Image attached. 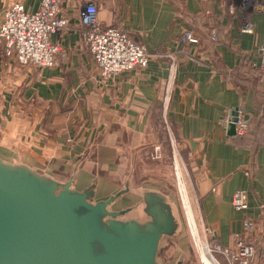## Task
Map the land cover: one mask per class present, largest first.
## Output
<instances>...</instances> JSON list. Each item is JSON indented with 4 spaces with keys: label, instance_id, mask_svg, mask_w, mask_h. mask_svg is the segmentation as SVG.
I'll return each mask as SVG.
<instances>
[{
    "label": "crops",
    "instance_id": "obj_1",
    "mask_svg": "<svg viewBox=\"0 0 264 264\" xmlns=\"http://www.w3.org/2000/svg\"><path fill=\"white\" fill-rule=\"evenodd\" d=\"M13 1L29 12L40 5V0H0V24ZM89 3L98 8L103 26H119L146 44V68L101 81L80 18ZM62 7L70 25L52 37L64 48L55 67L38 70L0 57V108L7 115L1 135H12L14 141L11 152L0 148V157L37 169L58 160L63 175L71 159L94 142L97 155L77 176L84 188L95 173L113 171L123 135H134L160 145L165 158H183L192 200L216 243L232 246L245 218L257 221L264 235V73L253 67L259 61L264 15L252 16L250 33L216 0H63ZM186 31L200 43H184ZM166 81L167 102L162 104ZM234 108L250 123L244 137L228 135ZM159 127L173 136L176 154L167 151ZM58 165L45 169L55 172ZM238 190L247 191L246 211L232 206Z\"/></svg>",
    "mask_w": 264,
    "mask_h": 264
},
{
    "label": "water",
    "instance_id": "obj_2",
    "mask_svg": "<svg viewBox=\"0 0 264 264\" xmlns=\"http://www.w3.org/2000/svg\"><path fill=\"white\" fill-rule=\"evenodd\" d=\"M166 90L167 81L162 104ZM238 114V108L229 113V136L236 135ZM6 118L0 108V124ZM3 130L0 126V148L11 152L12 135H1ZM97 151L98 145L90 143L71 159V169L63 175L58 160L37 169L0 157V264L187 262L186 245L179 239L182 221L175 208L179 199L184 203L180 183L171 171L175 161L165 158L160 145L123 135L113 171L95 173L80 188L77 176ZM151 161L169 177L151 175ZM53 165L59 166L55 172L45 169ZM165 243L175 257L162 254Z\"/></svg>",
    "mask_w": 264,
    "mask_h": 264
},
{
    "label": "built area",
    "instance_id": "obj_3",
    "mask_svg": "<svg viewBox=\"0 0 264 264\" xmlns=\"http://www.w3.org/2000/svg\"><path fill=\"white\" fill-rule=\"evenodd\" d=\"M216 1L232 18L240 19L245 32L252 33L254 30L252 16L264 15V0ZM62 3L63 0H40L35 12L27 11L24 4L18 1L5 6L0 24V57L38 70L55 67L64 48L59 42L53 41L52 37L64 33L70 25L63 13ZM97 13L96 5L89 3L81 11L80 18L84 42L100 71L101 81L109 83L123 73L146 68L150 62L146 44L119 26H103L98 21ZM205 14L208 17L212 12L206 11ZM210 29L211 40L216 42V29L213 26ZM182 41L200 43L193 31H186ZM258 58L259 61L253 67L264 73V30ZM168 85L169 83L164 104L167 102ZM249 129V121L239 112L234 137L246 136ZM232 206L236 211L248 210L247 191H236ZM259 235V223L252 218H245L242 232L234 236L232 246L224 247L219 244L214 247L213 252L222 255L226 264H264V240L261 241ZM214 260L217 264H223L215 258Z\"/></svg>",
    "mask_w": 264,
    "mask_h": 264
},
{
    "label": "rangeland",
    "instance_id": "obj_4",
    "mask_svg": "<svg viewBox=\"0 0 264 264\" xmlns=\"http://www.w3.org/2000/svg\"><path fill=\"white\" fill-rule=\"evenodd\" d=\"M160 134L162 136L164 144L167 146V151L171 154H173V152L174 154H176L174 145L172 144V140H170V138L173 136L165 135L162 128L160 129ZM176 145L177 143H175V146ZM167 162H171V160H167ZM175 164L176 168L172 167L171 171L175 179L177 176L178 182L180 183L182 197L184 199V203L181 201V199H179V202L175 204V208L182 221V238L179 239H182L181 242L186 245L184 251L187 256V262L185 264H205L203 262L201 254L202 250L207 251V254L210 255V257H214L220 263L226 264V259L222 255L215 254L213 252L214 247L216 245H219V243H216L215 237H213V235H211V233L206 229L204 221L199 216L198 204L193 202L190 194L191 191L189 188L188 180L190 173L184 165L183 158L180 155L175 160ZM148 166L151 168V175L166 178L169 177V172H162L160 169L157 171V167H155L154 161H151ZM191 178H193V176H191ZM263 237V234L259 235L260 240H262ZM167 245L168 243L164 244L165 247L162 254L168 256L169 258L175 257L177 254L174 250L170 249V251H168L169 248L167 249Z\"/></svg>",
    "mask_w": 264,
    "mask_h": 264
},
{
    "label": "bare ground",
    "instance_id": "obj_5",
    "mask_svg": "<svg viewBox=\"0 0 264 264\" xmlns=\"http://www.w3.org/2000/svg\"><path fill=\"white\" fill-rule=\"evenodd\" d=\"M202 258L205 264H217L215 260L207 254V251L202 250ZM210 254V253H209Z\"/></svg>",
    "mask_w": 264,
    "mask_h": 264
}]
</instances>
